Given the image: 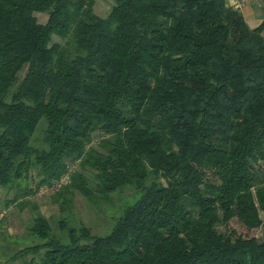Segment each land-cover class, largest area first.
Here are the masks:
<instances>
[{
  "label": "trees",
  "instance_id": "16d2710c",
  "mask_svg": "<svg viewBox=\"0 0 264 264\" xmlns=\"http://www.w3.org/2000/svg\"><path fill=\"white\" fill-rule=\"evenodd\" d=\"M95 1L0 0V189L34 183L0 208L30 205L38 238L8 259L264 264V17L227 0H112L102 17ZM70 165L54 228L28 196ZM233 217L262 237L218 228Z\"/></svg>",
  "mask_w": 264,
  "mask_h": 264
},
{
  "label": "rangeland",
  "instance_id": "374dc122",
  "mask_svg": "<svg viewBox=\"0 0 264 264\" xmlns=\"http://www.w3.org/2000/svg\"><path fill=\"white\" fill-rule=\"evenodd\" d=\"M112 2V0H96L94 4L95 12L98 15L105 17ZM34 14L41 22H44L47 18V12L44 11H34ZM57 39L58 37L53 36V40ZM35 178L36 177H34V179ZM26 183L34 186L32 180L23 179L18 185L15 184L9 188H1L0 195L3 196L7 194V197L10 198L14 193L20 194L22 191L21 186ZM128 193L123 196H127ZM28 197H30L32 201L38 203L39 210L49 217L53 227L56 228L55 222L60 216L57 204L52 202L47 195L37 196L34 195V193H31ZM21 198H23V196ZM0 211H6L5 214H2L3 216L1 215L2 217H0V264H21V259L9 260L8 257L12 255L15 250L24 245L38 241V238L27 232L28 225L32 223L30 217L34 214L32 213L33 208L28 205L26 208L20 210L15 205H9L8 207H1ZM72 211H74L75 217H79L87 225H91L92 230L97 233L103 232L105 230L104 226L109 223L108 219L105 220L101 218V212L89 208L83 197L78 193L75 194ZM218 228L227 232L233 230L236 233L246 236L253 235L258 238L262 237L261 227L247 228L239 219H237V217H233L226 224L219 225Z\"/></svg>",
  "mask_w": 264,
  "mask_h": 264
},
{
  "label": "crops",
  "instance_id": "0c3cea01",
  "mask_svg": "<svg viewBox=\"0 0 264 264\" xmlns=\"http://www.w3.org/2000/svg\"><path fill=\"white\" fill-rule=\"evenodd\" d=\"M227 2L237 6L242 12L245 20L251 26L257 25L264 17V0H244L241 2H239V0H227Z\"/></svg>",
  "mask_w": 264,
  "mask_h": 264
},
{
  "label": "built area",
  "instance_id": "2783aa9c",
  "mask_svg": "<svg viewBox=\"0 0 264 264\" xmlns=\"http://www.w3.org/2000/svg\"><path fill=\"white\" fill-rule=\"evenodd\" d=\"M244 0H239V2ZM251 1H260V0H251ZM74 165H70L67 169L56 179L52 180L48 184H43L39 186V188L34 192V195L41 196L47 195L54 191L55 189L59 188L62 184L66 183L69 180L70 173L73 171ZM4 213V211L0 212V216Z\"/></svg>",
  "mask_w": 264,
  "mask_h": 264
}]
</instances>
